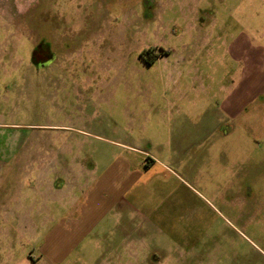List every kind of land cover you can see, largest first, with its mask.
Returning a JSON list of instances; mask_svg holds the SVG:
<instances>
[{
  "label": "rangeland",
  "instance_id": "374dc122",
  "mask_svg": "<svg viewBox=\"0 0 264 264\" xmlns=\"http://www.w3.org/2000/svg\"><path fill=\"white\" fill-rule=\"evenodd\" d=\"M263 92L264 0H0V264H264Z\"/></svg>",
  "mask_w": 264,
  "mask_h": 264
},
{
  "label": "crops",
  "instance_id": "0c3cea01",
  "mask_svg": "<svg viewBox=\"0 0 264 264\" xmlns=\"http://www.w3.org/2000/svg\"><path fill=\"white\" fill-rule=\"evenodd\" d=\"M255 51L258 52L259 49L255 50ZM243 54H244V51H243ZM237 58H238L237 59L238 61L245 60V58H243L242 55H240ZM250 68L252 69L250 71H255V69L257 67L255 68L254 64H252V65H250ZM200 87L201 88L203 87L204 90L206 89L203 86V84H201ZM230 87H232L231 90H228L227 88L225 90V92L230 93V96H229V98H227V100L225 102V106H223V110L226 114V118L234 119L238 116V114H236L235 109H232V105L236 106L238 104V97H235V99H234L233 92L238 93V90H240L241 87H239V86L235 87L234 83ZM259 92H261V91H259ZM254 100H255V98L253 99L251 97L245 98L243 100L244 109L245 108L247 109L248 107H250L252 105V101H254ZM231 102H233V104H231ZM245 110H243V111H245ZM53 128H60V126L53 127ZM27 158H30V157H28V156L24 157V159H27ZM33 160H34V163L30 162V165H28V167H26V169L21 170L23 172L20 171L17 174L13 173V171H14L13 168L8 169V170H4V169L0 170V175L4 174L6 171L7 173H5V175H12L13 174L15 176L16 175H19L22 177L25 176L26 179L30 178L31 181L33 178H35V180H36L35 181L36 186L33 188H30L28 191H26V189L23 188L24 186L20 183V180L17 181V184L14 183L15 179L12 181L14 184L11 182H8L6 180L5 181L3 180V183H0V193L2 196L1 199H3L6 196L5 195L6 193H9L11 191L14 194V195L12 194V197L15 198V202H16L15 209L9 208V206H7V205H2L0 216L2 214H3L2 216H5L4 221H3L5 223H8L7 219L9 218V219H12L14 222L17 221V222H20L23 224H28V220L26 219V217L24 215L23 216L21 215V210L22 211L28 210L27 211L28 214L33 213V210L30 212V210L28 208L25 209L23 207V204H22V200L28 198L30 196V193L35 200L43 202V205H45V204L50 205V203H53L52 205L56 206L57 198L60 197L62 199L65 197L66 191H63V188L58 189V187H56V184H54V181L52 180V178L54 176H56V172L53 169V162H51L52 160H50L48 154H44V153L39 154V155L35 156V158H33ZM9 184L11 185L10 187H9ZM133 184H134V182L132 181L131 184L129 185L130 188L133 186ZM68 185H71V183H69ZM2 192L4 193V195L2 194ZM67 194L72 195V192L69 191ZM19 202H21V204ZM61 203H62V200L59 204H61ZM44 208L48 209L46 207H44ZM42 214L43 213H40L39 215L41 216ZM12 220H10V221H12ZM44 245L46 246V244H44ZM46 257H48V256H46Z\"/></svg>",
  "mask_w": 264,
  "mask_h": 264
},
{
  "label": "flooded vegetation",
  "instance_id": "af4514ba",
  "mask_svg": "<svg viewBox=\"0 0 264 264\" xmlns=\"http://www.w3.org/2000/svg\"><path fill=\"white\" fill-rule=\"evenodd\" d=\"M41 47L42 48L39 50L40 51L39 55L38 54L37 55L40 57V61H41L40 65L42 70H44L46 68H49V66L53 65L55 57L51 55V45L48 42H42ZM139 58L141 59V56H139ZM31 61H33L32 63L36 65L33 54Z\"/></svg>",
  "mask_w": 264,
  "mask_h": 264
}]
</instances>
